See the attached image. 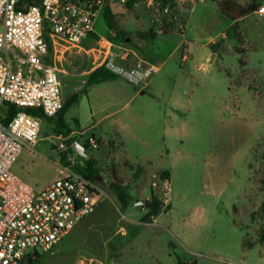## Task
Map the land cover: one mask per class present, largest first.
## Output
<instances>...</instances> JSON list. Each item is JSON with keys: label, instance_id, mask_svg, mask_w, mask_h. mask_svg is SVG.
Masks as SVG:
<instances>
[{"label": "rangeland", "instance_id": "374dc122", "mask_svg": "<svg viewBox=\"0 0 264 264\" xmlns=\"http://www.w3.org/2000/svg\"><path fill=\"white\" fill-rule=\"evenodd\" d=\"M128 1L93 6L97 35L86 46L98 48L106 39L129 50L130 63L137 54L158 72L142 95L141 85L120 75L94 86L64 120L76 132L69 145L102 137L86 154L108 185L112 173L123 180L130 203L122 208L100 184L94 211L40 253L37 264H264V243L257 241L264 198V19L256 13L230 36L211 40L230 21L207 0H171L166 11L142 0L128 8ZM236 1L264 6V0ZM105 3L125 36L106 27ZM83 56L63 66L76 81L67 86L76 89L81 72L98 65ZM38 125L35 152L23 149L11 171L39 190L56 177L60 157L53 147L58 133L45 121ZM137 166L143 172L134 179ZM151 196L160 212L146 221L149 209L132 203Z\"/></svg>", "mask_w": 264, "mask_h": 264}, {"label": "built area", "instance_id": "2783aa9c", "mask_svg": "<svg viewBox=\"0 0 264 264\" xmlns=\"http://www.w3.org/2000/svg\"><path fill=\"white\" fill-rule=\"evenodd\" d=\"M18 1L0 0V107L9 103L39 108L46 117L56 115L73 89L67 82H75L61 66L71 56L84 55L88 64L104 65L141 86L159 70L140 59L130 63V51L106 39L98 48L85 45L96 34L98 10L93 6L100 0L94 5L93 0H41L26 10L16 9ZM256 12L263 14L264 6ZM93 51L99 53L95 60ZM64 89L69 90L66 96ZM4 119L0 114V264H27L28 256L49 252L92 213L102 191L98 182L84 177V160L70 151L71 133L54 136L60 157L55 179L39 190L23 181L11 167L23 149L35 152L38 121L23 112L7 123ZM83 144L90 150L98 147L94 136Z\"/></svg>", "mask_w": 264, "mask_h": 264}, {"label": "trees", "instance_id": "16d2710c", "mask_svg": "<svg viewBox=\"0 0 264 264\" xmlns=\"http://www.w3.org/2000/svg\"><path fill=\"white\" fill-rule=\"evenodd\" d=\"M139 1L141 0H129L127 3V7L131 8L135 3ZM154 1L158 2L162 9H165L171 0H154ZM40 3L41 0H19L16 5V9L26 10L29 6L38 5ZM215 4L218 11L230 21L238 20L239 18H242L254 12L258 8L256 3L253 1L245 3L244 5H240L239 3H237L236 0H218L215 1ZM170 6L174 7L173 4H171ZM103 19L106 24V27L110 31L114 32L116 36L118 37L125 36V33L119 29L118 24L115 20V15L111 10V8L109 7L108 3H105L103 7ZM233 30H234V26L229 27L226 31V34L229 36ZM166 33H168V31L163 30V34ZM150 36L153 38L155 37V34L152 33ZM117 77H118L117 74L108 70L104 65L97 67L95 70H93L91 73L87 75L86 82L81 90L82 93L77 92L71 94L66 99L60 111H58V113L52 117H46L39 108H30V107L19 108L9 103H3V107L6 113L4 122L7 123L17 112H23L31 116L32 118L36 119L38 122L45 121L47 124L52 125L58 134H62L66 136L71 133V129L69 125L65 122L64 115L71 106H73L78 102L80 94H87L89 88L112 81ZM82 145L84 146L85 149H87V145L85 144ZM70 151L72 152L71 149ZM261 158L262 160H264V152L262 153ZM82 172L85 178L91 181H95L94 177L99 173V170L96 167V162L93 158H88L87 160H84V168ZM142 172H143V168L141 166H137L134 169L133 178L137 179ZM108 186L111 192L113 193V195L115 196L119 205L122 208H125L130 203V194L128 193V187L124 185L123 180L117 177L115 173H112V180ZM262 190L264 196V180L262 181ZM148 202L151 203V207L149 208L148 214L145 217L146 221L150 220L152 217H157L160 212V204L157 198L151 196ZM258 216L261 220V226L258 231L257 241L258 243H264V198L259 206ZM39 257L40 255L37 254L28 256L27 264H37V260Z\"/></svg>", "mask_w": 264, "mask_h": 264}, {"label": "crops", "instance_id": "0c3cea01", "mask_svg": "<svg viewBox=\"0 0 264 264\" xmlns=\"http://www.w3.org/2000/svg\"><path fill=\"white\" fill-rule=\"evenodd\" d=\"M195 1H201V0H195ZM211 5H213L216 9H217V7H216V4H215V1H218V0H207ZM194 6H195V2L193 3V6L191 7V9L189 10V13H191L192 11H193V9H194ZM218 10V9H217ZM257 12H256V10L254 11V12H252V13H250V14H248V15H246V16H244V17H242V18H239L238 20H235V21H230V23L228 24V26L224 29V30H220V32H218L214 37H212L211 38V40H213V38H215L216 36H221L222 38L223 37H225V36H228L227 34H226V31H227V29L229 28V27H231V26H235L238 22H240V21H242V20H244V19H247V18H250L251 16H254V15H257L256 14ZM223 15V14H222ZM224 16V15H223ZM257 16H259L260 18H263L264 19V13L263 14H261V15H257ZM225 17V16H224ZM226 18V17H225ZM227 19V18H226ZM228 20V19H227ZM213 22V21H212ZM97 35V34H96ZM230 36V35H229ZM89 41H91L90 39L88 40V41H86L85 42V45H89L91 42H89ZM135 57H136V59H140V60H143V61H145V62H147L146 60H144V59H142V58H140L137 54H135L134 55ZM64 63V64H63ZM67 63H68V59H65V58H63L62 59V61H61V66L63 67L64 65H67ZM148 63V62H147ZM97 67H93V68H91L90 70H85L84 72H81V74H82V76H83V74H85V77L82 79V80H77V81H79L80 82V85L75 89L74 87H73V89H72V91L70 92L71 94L74 92V90H82V88H83V85L85 84V82H86V77H87V75L89 74V73H91L93 70H95ZM80 74V73H79ZM87 74V75H86ZM73 79V78H72ZM74 80V79H73ZM75 81V80H74ZM76 82V81H75ZM101 85V84H100ZM98 86V85H97ZM94 87V86H93ZM93 87H91V88H93ZM91 88H89L88 89V91H87V94H80V97H81V99H83V98H87L88 97V95H89V92H90V89ZM145 89H146V87H144V86H139L138 88H137V91H138V94L139 95H141L140 93L141 92H143V94H144V91H145ZM70 94V95H71ZM79 97V98H80ZM133 98H134V96H133ZM133 98H131V99H133ZM97 122H95L93 125H95ZM74 133H76L75 131H73V130H71V134L73 135ZM80 134V133H79ZM116 135L118 136V133H116ZM97 138V137H96ZM97 139H99L100 140V142H101V144L102 143H104V141H103V139H102V137H98ZM54 178H55V176H54ZM53 178V179H54ZM139 179V178H138ZM51 182V181H50ZM49 182V183H50ZM48 183V184H49ZM47 184V185H48ZM47 185H45V186H47ZM136 199H139V198H136ZM140 200V199H139ZM142 201V200H141Z\"/></svg>", "mask_w": 264, "mask_h": 264}, {"label": "water", "instance_id": "95a60500", "mask_svg": "<svg viewBox=\"0 0 264 264\" xmlns=\"http://www.w3.org/2000/svg\"><path fill=\"white\" fill-rule=\"evenodd\" d=\"M141 95L143 94V92L140 93ZM71 150L79 157L83 158L84 160L88 159V156L86 154V149L84 148L83 145L79 144L77 141H74L71 143L70 145ZM94 180L96 182H98L99 184L103 185V186H108V183L106 182V180L100 175L97 174L94 177ZM133 206H143L147 209H149L151 207V203L148 201H141L139 199H135L133 201Z\"/></svg>", "mask_w": 264, "mask_h": 264}]
</instances>
